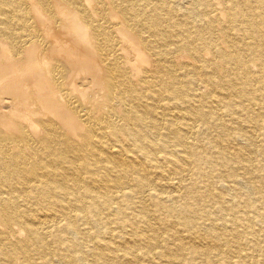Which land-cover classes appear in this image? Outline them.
<instances>
[{
  "label": "bare ground",
  "instance_id": "obj_1",
  "mask_svg": "<svg viewBox=\"0 0 264 264\" xmlns=\"http://www.w3.org/2000/svg\"><path fill=\"white\" fill-rule=\"evenodd\" d=\"M0 264H264V0H0Z\"/></svg>",
  "mask_w": 264,
  "mask_h": 264
}]
</instances>
